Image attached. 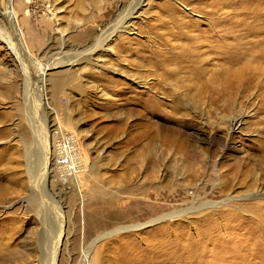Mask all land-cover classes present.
<instances>
[{
  "label": "rangeland",
  "instance_id": "1",
  "mask_svg": "<svg viewBox=\"0 0 264 264\" xmlns=\"http://www.w3.org/2000/svg\"><path fill=\"white\" fill-rule=\"evenodd\" d=\"M137 1L0 0V264H264V0Z\"/></svg>",
  "mask_w": 264,
  "mask_h": 264
},
{
  "label": "bare ground",
  "instance_id": "2",
  "mask_svg": "<svg viewBox=\"0 0 264 264\" xmlns=\"http://www.w3.org/2000/svg\"><path fill=\"white\" fill-rule=\"evenodd\" d=\"M5 1H9V0H5ZM140 1L141 0H138L137 1V3H134V5L132 6V9H131V12L132 13H130V15H134V12L138 9V6H139V3H140ZM5 13V12H4ZM5 15V14H4ZM7 19H8V21H9V26L10 27H12V29H14V27H13V23H12V20L10 19V17H9V15L7 16H5ZM126 18V17H125ZM128 18V17H127ZM131 20V19H130ZM122 21H124V20H122ZM16 25L18 26V23L16 22ZM16 26V27H17ZM13 31H15L16 32V30L14 29ZM108 31V30H107ZM114 31H116V30H114ZM110 33H108L109 35H111V33H112V31H109ZM17 33V32H16ZM106 33V32H105ZM108 34H105V36L103 37V38H105V40H106V35H108ZM101 35V34H100ZM104 35V33H102V35L101 36H103ZM100 36V37H101ZM108 39H109V37H108ZM17 40H18V38L17 39H15L14 40V42L16 41V44L18 45L19 43H17ZM104 40V41H105ZM101 42V41H100ZM22 44H23V46H24V49L26 50V53H27V55H29V56H32V54H30V52H29V50H28V48H27V46H26V44L24 43V41L22 40ZM20 45V44H19ZM101 45V44H100ZM19 49H20V53H22V54H24L25 53V50L24 49H22L21 48V46L19 47ZM18 50V49H17ZM16 50V51H17ZM19 51V50H18ZM18 53V52H17ZM26 53H25V55H26ZM21 54V55H22ZM20 56V55H19ZM54 65H56V64H52V65H50L48 68H44V69H41V71H40V74H39V77L41 78V79H43V77H44V74H45V72H47L49 69H51L52 67H54ZM61 65V64H60ZM35 76V75H34ZM61 133V134H60ZM60 133H56L55 135H56V137H62L61 135H63V133L62 132H60ZM27 137V136H26ZM61 140H62V138H61ZM60 140V141H61ZM75 142L73 141V143H72V145L74 146L75 144H74ZM74 151H76V149H75V147L73 148V150H72V153H71V155L72 156H74V158H73V160L76 162V154H75V152ZM150 152H152V151H150ZM191 157V156H190ZM61 159H65V158H63V157H61ZM190 159V158H189ZM186 160V159H185ZM187 160H188V158H187ZM188 162V161H187ZM64 163H66V162H59V164H60V166H62V169H60V171L61 172H63L62 170H65L63 167H69V169H70V167H72L74 170H76V169H78V168H80V166H78V164L76 163L75 165H71L70 166V164H68V166H63V164ZM67 163H68V161H67ZM192 163V162H191ZM62 164V165H61ZM188 164H189V162H188ZM193 166V165H192ZM191 166V167H192ZM72 172V171H71ZM74 172V171H73ZM99 198V197H98ZM184 214V213H183ZM186 214V213H185ZM182 215V213H180V212H177V213H175V214H170V215H164L163 217H161V218H159V219H157V220H155L154 222H156V221H160V220H164V219H172V218H177V217H179V216H181ZM59 228V227H58ZM58 228H56V231L57 232H60V233H58L59 234V236L57 235V237H58V239L56 240L57 242V245H58V243H60V238L62 237V235H61V233H62V230H59ZM62 227L60 226V229H61ZM133 228H135V229H139V228H141V225L140 226H135V227H133ZM120 229V228H119ZM115 230V232L113 233V234H115L116 232H119L120 230ZM124 228H121V230H123ZM125 229H126V227H125ZM128 229V228H127ZM109 234V233H108ZM110 234H112V233H110ZM42 238H44L43 237V235H42ZM100 238H102L101 236H99V239ZM42 243L45 245V238L42 240ZM90 248H88L87 250H85L84 251V256H83V263L84 264H90ZM21 253H19L18 251H11L10 252V255H9V258L11 259V260H14L15 258H18V257H20L21 258V255H20ZM23 258V257H22ZM21 258V259H22ZM92 264V263H91Z\"/></svg>",
  "mask_w": 264,
  "mask_h": 264
},
{
  "label": "built area",
  "instance_id": "3",
  "mask_svg": "<svg viewBox=\"0 0 264 264\" xmlns=\"http://www.w3.org/2000/svg\"><path fill=\"white\" fill-rule=\"evenodd\" d=\"M58 133V132H57ZM63 133V132H62ZM61 134V133H60ZM62 137V140H61V142H59V143H61L58 147H59V149H58V155H59V158L60 157H66V159H59V161L58 162H66V163H64L63 164V166H68V164L69 163H67V161H69V159H68V154H67V152H66V149H65V147H67L68 148V151H69V153H72V150H73V148H74V146L72 145V143H73V140L74 139H72L71 137H68V136H66V134H64L63 133V135H61ZM65 170H62L63 171V173L62 174H64V175H67V176H71V174L73 173V171L74 172H76V170H74L73 168L72 169H67L66 167H63ZM71 168V167H70ZM72 171V172H71Z\"/></svg>",
  "mask_w": 264,
  "mask_h": 264
},
{
  "label": "water",
  "instance_id": "4",
  "mask_svg": "<svg viewBox=\"0 0 264 264\" xmlns=\"http://www.w3.org/2000/svg\"><path fill=\"white\" fill-rule=\"evenodd\" d=\"M14 30V29H13ZM13 33L15 34V39H17L18 38V35H17V33L15 32V31H13ZM25 54V53H24Z\"/></svg>",
  "mask_w": 264,
  "mask_h": 264
}]
</instances>
